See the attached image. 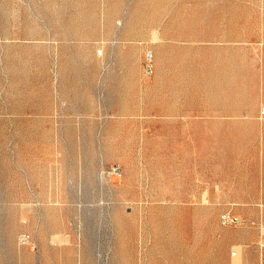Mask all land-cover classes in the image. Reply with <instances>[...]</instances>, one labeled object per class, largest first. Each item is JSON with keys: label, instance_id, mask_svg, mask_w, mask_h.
<instances>
[{"label": "rangeland", "instance_id": "rangeland-1", "mask_svg": "<svg viewBox=\"0 0 264 264\" xmlns=\"http://www.w3.org/2000/svg\"><path fill=\"white\" fill-rule=\"evenodd\" d=\"M261 224L264 0H0V264H264Z\"/></svg>", "mask_w": 264, "mask_h": 264}, {"label": "built area", "instance_id": "built-area-1", "mask_svg": "<svg viewBox=\"0 0 264 264\" xmlns=\"http://www.w3.org/2000/svg\"><path fill=\"white\" fill-rule=\"evenodd\" d=\"M148 71H153V65L149 64L147 67ZM222 221L225 224L228 223H239L241 219L237 215H233L230 212L223 213ZM260 234H261V246L264 248V224L260 225ZM23 239H26V236H23Z\"/></svg>", "mask_w": 264, "mask_h": 264}, {"label": "bare ground", "instance_id": "bare-ground-1", "mask_svg": "<svg viewBox=\"0 0 264 264\" xmlns=\"http://www.w3.org/2000/svg\"><path fill=\"white\" fill-rule=\"evenodd\" d=\"M27 239V238H26Z\"/></svg>", "mask_w": 264, "mask_h": 264}]
</instances>
